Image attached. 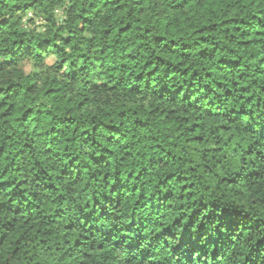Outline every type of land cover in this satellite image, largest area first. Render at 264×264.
Listing matches in <instances>:
<instances>
[{
  "label": "trees",
  "instance_id": "16d2710c",
  "mask_svg": "<svg viewBox=\"0 0 264 264\" xmlns=\"http://www.w3.org/2000/svg\"><path fill=\"white\" fill-rule=\"evenodd\" d=\"M0 264H264V0H0Z\"/></svg>",
  "mask_w": 264,
  "mask_h": 264
},
{
  "label": "rangeland",
  "instance_id": "374dc122",
  "mask_svg": "<svg viewBox=\"0 0 264 264\" xmlns=\"http://www.w3.org/2000/svg\"><path fill=\"white\" fill-rule=\"evenodd\" d=\"M52 59L51 58H48V61H51Z\"/></svg>",
  "mask_w": 264,
  "mask_h": 264
}]
</instances>
